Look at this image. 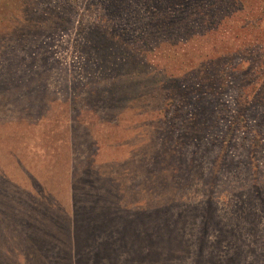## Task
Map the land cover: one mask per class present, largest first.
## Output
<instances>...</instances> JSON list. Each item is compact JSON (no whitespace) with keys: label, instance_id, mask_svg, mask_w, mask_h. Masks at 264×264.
<instances>
[{"label":"rangeland","instance_id":"1","mask_svg":"<svg viewBox=\"0 0 264 264\" xmlns=\"http://www.w3.org/2000/svg\"><path fill=\"white\" fill-rule=\"evenodd\" d=\"M167 1L0 0V213L24 216L23 202L39 192L67 210L70 171L84 158L107 165L119 181L125 169L140 172L137 162L156 163L163 132L175 129L166 133L173 147L201 98L216 126L175 153L214 143L204 170L211 175L217 157L215 183L210 191L200 179L178 194L188 205L208 201L238 234L220 243V257L239 247L238 264H264V208L256 203L251 219L237 208L264 186V0H188L169 11ZM171 160L167 166L177 168ZM18 225L4 221V234ZM217 234L212 228L208 242ZM171 246L150 250L170 254ZM29 261L43 264L36 254Z\"/></svg>","mask_w":264,"mask_h":264},{"label":"trees","instance_id":"2","mask_svg":"<svg viewBox=\"0 0 264 264\" xmlns=\"http://www.w3.org/2000/svg\"><path fill=\"white\" fill-rule=\"evenodd\" d=\"M182 1L168 0L171 5L166 9L169 11L172 5L188 2ZM4 36L7 39L8 33ZM194 102L200 107L197 118L188 121L181 135L172 137L173 147L167 146L171 141L167 134L171 136L175 129L168 128L163 132L166 138L162 140V150L154 157L156 163L153 160L150 165L149 162H137L140 172L125 169V179L119 181L108 172L107 165L94 166L91 157L90 161L84 158L81 170L74 167L70 171L71 195L67 210L51 201L47 194L39 192L28 194L27 201L23 202L24 216L0 213V235L5 233L4 221L11 225L18 223L20 228V231L12 230L11 236L0 237V257H16L19 264H33L29 261L33 254L42 259L43 264H55L57 258L56 264H145L144 261L151 260L153 254V259L158 261L155 264H173L176 260L189 258V264H238L242 255L239 247H234L236 250L231 256L220 257L217 253L227 235L238 238L233 228L223 226L208 201L204 205H188L190 200H184V196L178 194L189 184H199L200 179H204L211 191L218 169L216 157L212 162L214 169L217 167L215 171L212 169L210 175L204 170L205 161H211L209 147L214 143L208 147L197 145L196 150L188 154L182 152L181 156L175 153L176 149L196 141V137L201 142L211 127L216 126L211 120V103L201 98ZM259 120L260 125H264V114H259ZM149 146L151 148V145L147 148ZM170 159L177 168L167 166ZM221 162L225 167L234 165L229 161ZM154 164L159 167L158 176L153 170ZM167 167L171 177L163 178L167 175ZM168 184L167 193L157 191ZM8 188L17 190L12 185ZM256 203L264 208V186H255L248 199L244 197L237 208L251 219ZM247 207L249 209L245 211ZM186 225L189 230L184 229ZM212 228L218 230L214 243L208 242ZM7 241L8 247L4 246ZM17 241L20 246L15 245ZM165 242L169 247L172 244L170 254L150 250V246ZM150 262L154 264L152 260Z\"/></svg>","mask_w":264,"mask_h":264}]
</instances>
